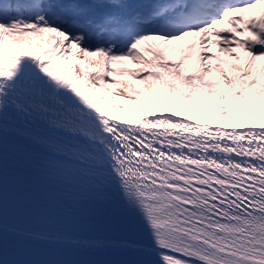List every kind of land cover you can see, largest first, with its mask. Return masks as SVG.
Segmentation results:
<instances>
[{"label":"snow or ice","instance_id":"snow-or-ice-1","mask_svg":"<svg viewBox=\"0 0 264 264\" xmlns=\"http://www.w3.org/2000/svg\"><path fill=\"white\" fill-rule=\"evenodd\" d=\"M10 152L80 170L133 217L24 237L113 257L87 264H264V0H0Z\"/></svg>","mask_w":264,"mask_h":264},{"label":"bare ground","instance_id":"bare-ground-1","mask_svg":"<svg viewBox=\"0 0 264 264\" xmlns=\"http://www.w3.org/2000/svg\"><path fill=\"white\" fill-rule=\"evenodd\" d=\"M29 153H31V152H29ZM33 153H35V154H39V155H43V156H47L45 153H43V152H33ZM4 225V224H3ZM18 228V226H11V225H4V230H3V232H6V233H8V234H14V235H16V236H19V237H24V236H22V235H20L17 231H16V229ZM25 238H27V237H25ZM29 239V238H28ZM31 240V239H30ZM34 241V240H33ZM36 241H39V242H41V243H47V244H50V245H54V246H61V247H71V248H76V249H79V248H81V249H85V250H90V249H87V248H82V247H78V246H76L75 244H73V243H56V242H52V241H47V240H36ZM92 250V249H91ZM96 251H98V250H96Z\"/></svg>","mask_w":264,"mask_h":264}]
</instances>
